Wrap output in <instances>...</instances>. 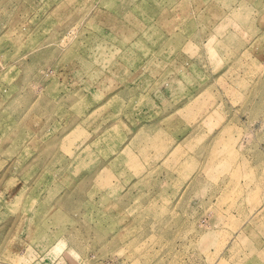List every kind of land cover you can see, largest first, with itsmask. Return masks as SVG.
<instances>
[{
	"label": "rangeland",
	"instance_id": "1",
	"mask_svg": "<svg viewBox=\"0 0 264 264\" xmlns=\"http://www.w3.org/2000/svg\"><path fill=\"white\" fill-rule=\"evenodd\" d=\"M0 264H264V0H0Z\"/></svg>",
	"mask_w": 264,
	"mask_h": 264
},
{
	"label": "crops",
	"instance_id": "2",
	"mask_svg": "<svg viewBox=\"0 0 264 264\" xmlns=\"http://www.w3.org/2000/svg\"><path fill=\"white\" fill-rule=\"evenodd\" d=\"M49 136V135H48ZM44 137V136H43ZM40 141H41V138H38L37 139V143L36 144H38V143H40ZM63 149V148H62ZM68 151H70V150H68ZM68 151H66L65 149H63V150H59L58 149V151H56L55 152V154H59L58 156H56V157H54V161H53V164H55V163H61V165H65L66 163H70V162H72V157L70 158V160L68 161L67 159H65L64 157H63V154L65 153V152H68ZM72 154H74L73 153V151L71 150L70 151V155H72ZM114 154V152H110V153H108L107 155H113ZM110 156V157H111ZM50 161H51V163H52V159H50ZM105 161H106V159H105ZM54 166V165H53ZM53 166H48L49 168H53ZM71 166V165H70ZM74 167H72L71 166V168L72 169H77V166H75V165H73ZM64 167V166H63ZM56 168V166L54 167V169Z\"/></svg>",
	"mask_w": 264,
	"mask_h": 264
}]
</instances>
